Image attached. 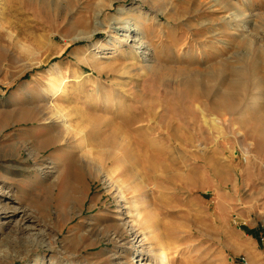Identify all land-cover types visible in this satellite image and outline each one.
<instances>
[{
	"label": "rangeland",
	"instance_id": "obj_1",
	"mask_svg": "<svg viewBox=\"0 0 264 264\" xmlns=\"http://www.w3.org/2000/svg\"><path fill=\"white\" fill-rule=\"evenodd\" d=\"M225 1L252 24L212 0H0V264H264V150L176 83L264 37V0Z\"/></svg>",
	"mask_w": 264,
	"mask_h": 264
},
{
	"label": "bare ground",
	"instance_id": "obj_2",
	"mask_svg": "<svg viewBox=\"0 0 264 264\" xmlns=\"http://www.w3.org/2000/svg\"><path fill=\"white\" fill-rule=\"evenodd\" d=\"M115 1L116 0H110V2L108 3V7L106 4H104V0H95V8H97L100 12H103L104 10L112 7ZM185 1L188 2L185 5L187 6L188 4L192 3L193 0ZM212 1L214 2V5L217 6V10L215 13L220 14V12H227V15L224 16V19L221 18L222 23H225L232 28L236 27L239 23H251V16H247L244 13L243 8L244 5H248L242 3V6H233L225 0ZM43 2L45 3V1ZM106 7L108 8L106 9ZM125 14L127 15V17L123 19L120 18V22L122 24H126V22H132V24L130 23V25L127 24L126 26L128 32L129 26L132 25L137 27L138 25L143 23V20H145L142 13L140 14V16L134 18L128 17V13ZM83 21V17L81 16L78 22L79 24H82ZM201 24L203 26V23ZM207 27L208 26L205 27L204 25L203 28H205V30H209L210 28ZM251 31L254 35L253 39H249L248 37L242 35L239 37L240 43L237 47L238 49L235 52L237 59L234 63L229 62V60H227L226 58L222 59V52H220L222 56H220V54L216 52L218 54L216 55V57H218V60L215 62V67H208L201 73L186 71L185 74L177 78L176 83L189 97L191 102L197 103V108H199V110L201 111L202 118H205L206 115H212L215 118L229 117L233 122L231 124L232 132H236L240 129L243 130V137H247V139L252 140L254 150L256 151V153H259L260 149L264 150V75H262V73H264V37L260 36L258 31L254 27L251 28ZM222 33L223 31L219 30L212 34V37L215 38V43H222V40H220V37H222ZM188 45L190 46L189 42ZM191 50L192 48L189 49V51ZM195 51L198 56L199 54H201L199 53L198 49H196ZM201 52L204 54V56L208 57V51L202 50ZM98 67V64L95 62V67L92 66L91 68L95 69L97 73L101 74V70H99ZM204 122L207 123L206 118L203 123ZM51 127L52 126L50 125L48 128L51 129ZM120 128V125L116 126L115 130H113L112 132H123V130ZM142 128L143 127H137L135 130L136 134L141 135ZM145 128L149 129V126L145 125ZM59 134L56 132V134H51L48 136V138H46V141L49 143V145H55L56 147L58 146L57 144L60 143ZM61 137L63 138L62 135ZM149 141L152 145L153 139H146L147 143ZM73 147L75 149V146ZM59 149H64V147L59 146ZM147 159L148 164L152 167L154 165L155 158L153 156H149ZM66 169L70 170V173L75 179L82 180L84 168L79 166L76 161L71 160L69 164L67 163ZM147 255V258L151 259V263H169V254L166 249H161L158 252H152L150 250ZM151 263L145 262L143 264Z\"/></svg>",
	"mask_w": 264,
	"mask_h": 264
},
{
	"label": "trees",
	"instance_id": "obj_3",
	"mask_svg": "<svg viewBox=\"0 0 264 264\" xmlns=\"http://www.w3.org/2000/svg\"><path fill=\"white\" fill-rule=\"evenodd\" d=\"M243 231H245V233L249 236H251L252 238H255L257 241L261 239L260 234H259V230H248L246 228H242Z\"/></svg>",
	"mask_w": 264,
	"mask_h": 264
}]
</instances>
